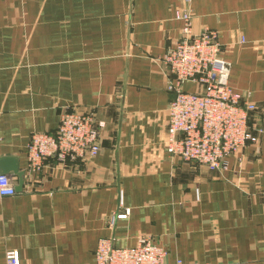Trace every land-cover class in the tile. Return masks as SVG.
<instances>
[{"label": "crops", "instance_id": "obj_1", "mask_svg": "<svg viewBox=\"0 0 264 264\" xmlns=\"http://www.w3.org/2000/svg\"><path fill=\"white\" fill-rule=\"evenodd\" d=\"M184 4L0 0V159L25 172L22 192L0 198V264L8 250L19 264H95L101 239L140 236L167 249L165 264H264V0L190 1L194 30L219 32L230 86L258 107L256 140L226 171L165 149L174 93L162 59ZM73 110L105 123L100 153L32 171L31 135Z\"/></svg>", "mask_w": 264, "mask_h": 264}, {"label": "built area", "instance_id": "obj_2", "mask_svg": "<svg viewBox=\"0 0 264 264\" xmlns=\"http://www.w3.org/2000/svg\"><path fill=\"white\" fill-rule=\"evenodd\" d=\"M184 1L175 11L183 22L180 37L162 59L167 90L174 93L168 107L166 151L183 161L225 171L229 159L256 140L252 117L258 107L244 93L232 89L231 63L223 56L219 32L208 27L196 32L191 0ZM187 82L196 89L187 90ZM104 127L93 113L63 112L54 132L31 135L27 145L30 169L40 171L50 161L65 165L96 157ZM16 186L14 177L0 174V198L16 195ZM167 255V249L149 236H140L134 247L124 248L118 247L114 238H103L95 252V264H165ZM5 258L6 264H19L14 250H8Z\"/></svg>", "mask_w": 264, "mask_h": 264}, {"label": "water", "instance_id": "obj_3", "mask_svg": "<svg viewBox=\"0 0 264 264\" xmlns=\"http://www.w3.org/2000/svg\"><path fill=\"white\" fill-rule=\"evenodd\" d=\"M0 173L3 175L16 176L19 183L16 186L17 192H22L24 187L25 172L20 171L18 161L12 157H3L0 159Z\"/></svg>", "mask_w": 264, "mask_h": 264}, {"label": "rangeland", "instance_id": "obj_4", "mask_svg": "<svg viewBox=\"0 0 264 264\" xmlns=\"http://www.w3.org/2000/svg\"><path fill=\"white\" fill-rule=\"evenodd\" d=\"M73 111H74V110H73ZM75 112H77V111H75ZM78 113H79V112H78ZM81 114H82V113H81ZM248 144H249V143H248ZM248 144H247V145H248ZM165 145H166V144H165ZM247 145H246V146H247ZM165 149H166V148H165ZM167 153H168V152H167ZM205 167H206V166H205ZM219 171H222V170H219ZM225 171H226V170H225Z\"/></svg>", "mask_w": 264, "mask_h": 264}]
</instances>
